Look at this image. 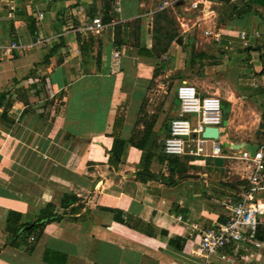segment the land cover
<instances>
[{
  "label": "crops",
  "instance_id": "crops-1",
  "mask_svg": "<svg viewBox=\"0 0 264 264\" xmlns=\"http://www.w3.org/2000/svg\"><path fill=\"white\" fill-rule=\"evenodd\" d=\"M160 1L0 0V46L16 43L0 58V264H264V244L204 259L188 240L187 224L224 220L242 163L170 165L156 145L186 82L224 104L222 154L224 143L264 147V0H205L196 17L187 0L156 11ZM88 17L104 30L80 32ZM154 68L175 75L165 127Z\"/></svg>",
  "mask_w": 264,
  "mask_h": 264
},
{
  "label": "built area",
  "instance_id": "built-area-1",
  "mask_svg": "<svg viewBox=\"0 0 264 264\" xmlns=\"http://www.w3.org/2000/svg\"><path fill=\"white\" fill-rule=\"evenodd\" d=\"M107 1L117 10L118 0ZM204 2L205 0H187L184 10L192 13L194 17L203 16ZM171 4L172 0L160 1L155 10L160 11ZM36 18L40 19L41 13H37ZM184 25L186 23H181L180 27ZM105 26L99 17H88L82 21L78 30L82 33H100ZM244 36L243 33L240 34V38L243 39ZM35 44L44 46L45 40L37 39ZM15 47L14 42L6 47L0 46V58ZM113 55L116 56L117 52ZM175 97L178 108L169 120L168 133L162 144L163 153L167 156H223L237 159L245 168L242 178L244 183L237 187L233 197L222 202L227 209L222 222L204 227L196 222L186 225V229L191 232L188 237L192 244L191 252L207 259L210 255L221 254L229 246L247 245L250 248H260L264 244V232L258 235V226L262 223L260 218L264 214V147L258 145L254 153L250 154L244 146L234 149L227 145L231 153L222 154L219 127H222V111L219 97L215 94L200 95L192 84L186 82L175 87ZM207 127L217 129L215 138L201 135ZM206 146H209L208 152H205Z\"/></svg>",
  "mask_w": 264,
  "mask_h": 264
},
{
  "label": "rangeland",
  "instance_id": "rangeland-1",
  "mask_svg": "<svg viewBox=\"0 0 264 264\" xmlns=\"http://www.w3.org/2000/svg\"><path fill=\"white\" fill-rule=\"evenodd\" d=\"M135 25V23H132L131 24V27H133ZM157 49H161L160 45H157ZM154 72H159L158 75L157 73L154 74V76L156 75V80L154 82V79H153V84H155V88L153 90V98L154 100H152V103L154 104H158L159 103V108L156 110L157 112V115H160L161 119L163 120L162 121V125L165 127L166 126V123L169 119V115H170V112H169V104H170V101H172L173 99V92L174 91V81L175 80V75L174 74H171V75H166V76H163L162 73H160V69L159 68H154ZM156 98V99H155ZM174 104H176V101H174ZM221 111L223 112L224 111V104L221 103ZM161 122V121H160ZM161 125V126H162ZM222 125V124H221ZM220 127V139L223 140V128L221 126ZM157 147H158V154L161 158L165 159L166 163L167 164H181L182 161L180 160H176L174 157H168L166 156L163 152H162V148H161V142L157 143L156 144ZM223 148V147H222Z\"/></svg>",
  "mask_w": 264,
  "mask_h": 264
},
{
  "label": "trees",
  "instance_id": "trees-1",
  "mask_svg": "<svg viewBox=\"0 0 264 264\" xmlns=\"http://www.w3.org/2000/svg\"><path fill=\"white\" fill-rule=\"evenodd\" d=\"M167 156V155H166ZM170 157V156H169ZM18 216V215H17ZM52 218V215L51 214H48L46 217L44 216H40L37 220H35L33 223H20L19 225H16L17 226V229L14 231V233L16 231H20L25 233V234H30V233H33L35 230H37L39 227H41L43 225V222L44 221H47L49 219ZM46 219V220H45ZM10 226L12 225H9V220L6 222V225H5V228L4 230H7V229H10ZM13 233V234H14ZM14 238V236L12 237ZM13 245H16L15 243H11Z\"/></svg>",
  "mask_w": 264,
  "mask_h": 264
},
{
  "label": "water",
  "instance_id": "water-1",
  "mask_svg": "<svg viewBox=\"0 0 264 264\" xmlns=\"http://www.w3.org/2000/svg\"><path fill=\"white\" fill-rule=\"evenodd\" d=\"M177 40H179V39H177ZM223 123H224V121H223ZM259 133H260L259 130L255 131L256 135H258ZM201 135L203 137L215 138L217 136V129L216 128H210V127L204 128ZM227 145H229V144L224 143V146H227ZM231 146H233L234 149H238V148L244 146V148L247 149L250 152V154H253L258 145L255 143H238L236 145H231Z\"/></svg>",
  "mask_w": 264,
  "mask_h": 264
}]
</instances>
